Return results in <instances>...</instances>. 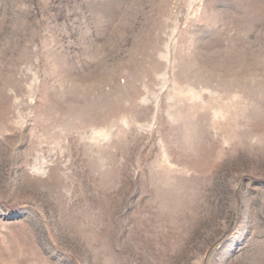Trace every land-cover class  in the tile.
I'll return each mask as SVG.
<instances>
[{
  "label": "rangeland",
  "instance_id": "obj_1",
  "mask_svg": "<svg viewBox=\"0 0 264 264\" xmlns=\"http://www.w3.org/2000/svg\"><path fill=\"white\" fill-rule=\"evenodd\" d=\"M0 264H264V0H0Z\"/></svg>",
  "mask_w": 264,
  "mask_h": 264
}]
</instances>
